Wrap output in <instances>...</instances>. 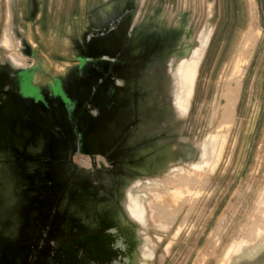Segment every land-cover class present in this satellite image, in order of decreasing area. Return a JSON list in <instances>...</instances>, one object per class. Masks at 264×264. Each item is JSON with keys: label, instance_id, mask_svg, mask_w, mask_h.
<instances>
[{"label": "rangeland", "instance_id": "374dc122", "mask_svg": "<svg viewBox=\"0 0 264 264\" xmlns=\"http://www.w3.org/2000/svg\"><path fill=\"white\" fill-rule=\"evenodd\" d=\"M253 1L254 15L249 0H216L215 13L213 0H0V264H125L123 247L87 263L84 227L67 226L100 197L136 228L141 264H264V0ZM204 37L190 101L173 109L167 80Z\"/></svg>", "mask_w": 264, "mask_h": 264}, {"label": "bare ground", "instance_id": "6f19581e", "mask_svg": "<svg viewBox=\"0 0 264 264\" xmlns=\"http://www.w3.org/2000/svg\"><path fill=\"white\" fill-rule=\"evenodd\" d=\"M249 3L252 11L251 13H253L254 15V8H255L254 1L249 0ZM252 20H254V16H252ZM258 35H259L258 31L253 29L252 27H250L249 30L247 31V35L245 36L247 37L245 47L242 51L239 52L238 60L235 62V66L233 69V75L231 81L226 85V90L228 91L227 94L228 97L223 114L224 117L227 119H230L232 117V108L237 98L238 86H239L238 80L240 77V72L238 69L239 63L241 61L247 60L248 58L247 49L250 46L255 45ZM202 39L203 40L199 48L194 49L190 54L188 53L187 50H185L184 54L186 55H184L182 58L178 59L175 62L173 72L171 74L172 78L171 80L169 78L167 80L168 82L169 81L173 82L172 101L170 102L173 105V109L174 108L183 109V107L186 106L190 101V98L192 96L195 76L197 74V68L199 66L201 57L203 55L204 47L207 43L206 37ZM187 56L189 57L186 58ZM13 62L17 64V62L14 59ZM173 62H174V58H171L169 60V65L172 64ZM118 84L120 85V82H118ZM154 88H156V85L154 86ZM168 92L172 93L171 90ZM226 124L228 125L229 122H227ZM217 127L219 129L220 126ZM210 137L213 138V136ZM206 140L207 141L204 140L205 142L202 144L204 148L206 143H208V141H212L207 138ZM204 165L206 166L207 164ZM201 167L202 166H200V168ZM194 168L199 169L197 166H194ZM106 203L107 200L104 197H100L95 204V213L91 214L89 204L86 201H84V209L81 206L78 210H76L68 217L67 226L69 229L78 230L84 227V234H85L84 252L87 253L86 257L84 256L85 257L84 261L88 263L90 262L91 259H93L95 262H97L100 256L102 255V253L107 251L111 252L114 256H118V254H120V252H118L119 251L118 248L123 247L124 248L123 260L125 264H141L140 262H137L135 255L136 247H139L141 244V241L136 237L137 236L136 228L130 223L126 222L121 217V215L118 212H116L117 210L113 211V210L105 209ZM127 208H128V204L125 205V209L128 213Z\"/></svg>", "mask_w": 264, "mask_h": 264}, {"label": "flooded vegetation", "instance_id": "af4514ba", "mask_svg": "<svg viewBox=\"0 0 264 264\" xmlns=\"http://www.w3.org/2000/svg\"><path fill=\"white\" fill-rule=\"evenodd\" d=\"M125 14H127L126 16H127V20H128V17H129L128 10H126ZM111 25H114V23L112 22ZM93 36H94V32H93L92 30H90V31L87 33L86 40L90 39V38L93 37ZM132 45L135 46V44H134L133 42H132ZM103 59H104V60H107V59H109V56L104 55V56H103ZM118 82H120V81H118ZM155 85H156V86H159V87L161 86L159 82H157Z\"/></svg>", "mask_w": 264, "mask_h": 264}, {"label": "crops", "instance_id": "0c3cea01", "mask_svg": "<svg viewBox=\"0 0 264 264\" xmlns=\"http://www.w3.org/2000/svg\"><path fill=\"white\" fill-rule=\"evenodd\" d=\"M213 1H214V8H213V9H214V13H215V12H217V11H216V8H215V6H216L215 1H216V0H213Z\"/></svg>", "mask_w": 264, "mask_h": 264}]
</instances>
